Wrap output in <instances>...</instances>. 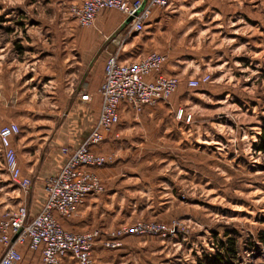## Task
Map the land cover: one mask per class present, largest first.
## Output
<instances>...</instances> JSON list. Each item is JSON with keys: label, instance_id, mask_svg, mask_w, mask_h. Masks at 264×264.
Returning <instances> with one entry per match:
<instances>
[{"label": "rangeland", "instance_id": "obj_1", "mask_svg": "<svg viewBox=\"0 0 264 264\" xmlns=\"http://www.w3.org/2000/svg\"><path fill=\"white\" fill-rule=\"evenodd\" d=\"M80 3L0 0L3 84L8 83L11 64L25 62L35 71L40 62L34 56L54 47L61 49L56 67L61 65L65 84L71 67L74 70L70 59L80 56L66 55L71 35L95 30V24L78 23L75 9ZM104 11L123 15L115 8ZM153 11L164 19L144 32L150 38L147 50L168 56L164 74L179 76L180 84L159 105L139 111L128 107L129 113L145 115L129 121L132 129L120 138L128 150L102 152L109 162L99 168L116 166L117 175L110 182L100 175L105 189L94 197L109 204L100 205L95 216L86 213L84 223L77 217L88 198L79 215L58 218L65 229L78 232H109L141 222L166 227L157 234L126 235L118 249H108L98 240L95 257L105 250L113 264H213L217 253L226 252L221 243L228 237L236 241V253L226 256L224 264H264V246L258 240L264 229V153L254 145L264 125V0H171L168 7L156 6ZM125 31L130 30H117L109 37ZM134 33L138 34L123 37ZM22 48L26 51L20 55ZM206 74L210 81L198 88L188 85L189 79ZM46 81L32 89L38 98L17 108L16 122L22 127L18 138L27 134L33 150L44 135L52 139L74 105L68 98L50 100L55 85L52 79ZM0 108L6 115L7 105ZM49 141L37 155L38 167L31 166L34 154L18 148L21 167L32 178L28 192L11 179L0 147V176L8 177L14 190L8 209L20 205L23 197L28 202L34 186L43 187L56 170V164H45ZM66 264L77 263L70 258Z\"/></svg>", "mask_w": 264, "mask_h": 264}, {"label": "built area", "instance_id": "obj_2", "mask_svg": "<svg viewBox=\"0 0 264 264\" xmlns=\"http://www.w3.org/2000/svg\"><path fill=\"white\" fill-rule=\"evenodd\" d=\"M171 0H81L75 9V17L82 27H91L99 14L115 8L127 18L129 32L125 31L110 39L105 50L104 80L100 88L101 108L99 117L83 142L76 146L62 147L64 161L57 173L45 178L46 200L41 210L30 215L25 204L8 209L0 217V249L3 254L0 264H21L24 255L21 247L40 252L37 264H61L70 257L77 264H100L94 249L101 240L102 246L118 249L122 238L129 234H157L166 230L161 224L138 223L123 226L109 232L92 229L83 232L65 229L59 216L71 218L78 214L89 196L104 192L105 186L96 169L109 162V157L96 150L114 126L120 123V107L123 104L139 111L154 107L171 96L180 84L179 76L166 75L164 69L168 56L159 51H150L139 59L124 61V40L126 34L142 33L156 6L168 7ZM123 37V38H122ZM211 80L206 74L191 78L188 85L198 88ZM181 110V115H182ZM188 120L192 115L188 114ZM20 133L17 122H0V147L11 179L28 192L32 178L25 175L20 164L14 138ZM59 215V216H58Z\"/></svg>", "mask_w": 264, "mask_h": 264}, {"label": "crops", "instance_id": "obj_3", "mask_svg": "<svg viewBox=\"0 0 264 264\" xmlns=\"http://www.w3.org/2000/svg\"><path fill=\"white\" fill-rule=\"evenodd\" d=\"M154 11L147 21L146 28L142 33H134L131 36H127L125 38L123 46L124 51L122 54V59L124 61L139 59L151 51L147 50V45L150 38L145 37L144 32H147L148 26L151 28V26L155 24H160L164 19L162 16L156 15L157 12L155 13ZM116 14V12L112 11H102L95 23V30L86 31L82 34L77 32L71 35V48L70 52L66 55L75 52V54L80 56L75 60V56L73 55L74 57L70 59V64L71 66H74V70H72V67L70 66L71 72L68 74L65 84L63 83V80H61V65L59 68L56 67L57 57L61 56V49L57 47L48 49L47 52L43 51L44 55H40L41 53H39L37 54L38 56H34V61L40 62L38 66H36L37 69H35V71H31L27 63L19 62L17 65L11 64V66L8 67V72H11V74L6 76L8 83L3 84L2 77H0V105H7L5 112L6 115L3 114L4 110L0 108V122L3 124H8L12 121H18L20 117H18L19 109L17 108L23 107L24 104L29 105L31 100L38 98V94L32 89L44 85L48 79H52L55 85L53 92L50 94V100H54V103H57L58 101L61 102L63 99L67 98L73 101L74 105H72L66 117L64 118V122L58 126L59 128L56 130L52 139L49 141L47 139L48 135H44L37 150H33L31 146L33 141L28 139L27 134L22 135L21 138H18V135L14 138V145L16 146L17 151L20 146L22 149L26 150L27 154H34V156L31 157L32 167L39 166L40 159L37 155L43 150V148L45 149L44 144L49 141V146L51 147L50 150H46L47 153L45 164L48 163L49 167H51L53 164H56V170L50 173H57L64 161V156L61 152L62 147H76L80 145L96 123L101 108L100 88L104 80L105 62L107 59V55L104 50L106 39L115 33V31L121 29L124 30L127 28L128 18L124 14ZM25 51L26 50L22 48L20 55L25 54ZM48 57H50V59H48ZM53 61L55 64L54 68L51 67V63ZM2 69L3 67L0 66V72ZM79 71H81V73H79ZM78 77L80 80H78ZM160 102L159 104H161L163 101L161 103ZM128 107L130 106L126 104H123L120 107V123L114 126L112 133L107 136L101 145L96 147V150L100 152H106V150L112 149L118 153L125 152L124 148L128 150L127 147H124L127 145H122L119 143L120 138L125 132L132 129V124L129 123V121H137L140 116L145 115L142 112L129 113L128 109L131 107ZM53 144L60 148L55 150V148L52 147ZM19 160L21 166H23L24 162L20 156ZM120 163L121 162H119V164ZM45 164L43 166H46ZM97 172L102 176L103 179L108 180L109 182L117 175L116 166L112 165L104 168H98ZM24 174L29 176V173ZM45 200L46 192L44 186L42 187L41 185L36 184L31 191L28 202L23 197L19 204H25L29 209L30 215L34 216L41 210ZM88 200L89 204L86 205V209L84 210L83 208L79 213L81 216L77 217V219L81 220V223H84V215H86V213L88 216L90 215L89 212L92 211L94 212L93 216H95L97 212L96 209L100 205L104 204L105 206L109 204L107 200H100L94 196L88 197ZM13 203L14 190L12 188V184L10 183L8 177L0 176V216L10 206H12ZM63 221L65 225L68 223V221L65 219H63ZM72 224H69V226ZM75 224L76 223L73 224L74 227H77ZM20 249L23 251L24 255V259L21 264H37L41 258L39 251H31L25 246L21 247ZM2 254L3 251L0 249V258ZM97 258L101 264H113L114 260V258H110L107 253L105 254V250H101V254L98 255ZM68 259H70V257L63 258L61 264H66Z\"/></svg>", "mask_w": 264, "mask_h": 264}, {"label": "trees", "instance_id": "obj_4", "mask_svg": "<svg viewBox=\"0 0 264 264\" xmlns=\"http://www.w3.org/2000/svg\"><path fill=\"white\" fill-rule=\"evenodd\" d=\"M21 132L22 127L20 125V133L18 134V136L21 134ZM254 145L259 151H262L264 153V125L261 130L260 139ZM258 240L264 246V229L258 233ZM235 244L236 241L233 237H228L227 241H222L221 245L226 249V252L217 253L212 260L213 264H224L227 259L226 256H233L236 253Z\"/></svg>", "mask_w": 264, "mask_h": 264}, {"label": "water", "instance_id": "obj_5", "mask_svg": "<svg viewBox=\"0 0 264 264\" xmlns=\"http://www.w3.org/2000/svg\"><path fill=\"white\" fill-rule=\"evenodd\" d=\"M132 19H133V16L129 17V18L127 19V23L131 22Z\"/></svg>", "mask_w": 264, "mask_h": 264}]
</instances>
